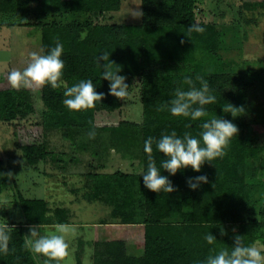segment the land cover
I'll list each match as a JSON object with an SVG mask.
<instances>
[{
	"label": "trees",
	"instance_id": "16d2710c",
	"mask_svg": "<svg viewBox=\"0 0 264 264\" xmlns=\"http://www.w3.org/2000/svg\"><path fill=\"white\" fill-rule=\"evenodd\" d=\"M141 1L139 23L27 24L39 32L41 110L25 87H1L0 121L16 127L36 115L37 124L59 130L74 147L77 134L97 130V112L120 109L122 81L139 77L141 122L102 130L118 146L138 141L140 170L84 176L86 199L109 207V220L99 223L140 225L142 250L132 255L122 240L94 241L92 263L256 264L261 252L252 248L264 244V210L261 219L253 216L256 185L248 180L264 177V147L247 140L246 118L264 124V76L222 56L224 34L195 21L194 0ZM41 4L52 14L87 15L116 11L121 0H0V14L37 15ZM162 62L175 65L149 68ZM22 149L28 165L48 156L62 169L76 161L45 142ZM9 182L0 158V193ZM16 193L22 220L0 224V264L60 263L57 251L45 249L44 227L70 223L68 208Z\"/></svg>",
	"mask_w": 264,
	"mask_h": 264
},
{
	"label": "rangeland",
	"instance_id": "374dc122",
	"mask_svg": "<svg viewBox=\"0 0 264 264\" xmlns=\"http://www.w3.org/2000/svg\"><path fill=\"white\" fill-rule=\"evenodd\" d=\"M264 0H194L196 22L212 23L223 32L220 40L222 56L232 61L241 71L250 76H264ZM253 4L246 8L243 4ZM257 3L256 6H254ZM141 0H121L120 8L104 14L80 12L52 14L41 4L37 15L15 13L0 14V88L23 86L32 103L39 111L41 102V49L39 32L35 22H78L93 23H139ZM173 62L153 64L150 69L166 71L174 67ZM246 72V73H247ZM36 115L17 123L0 121V158L5 160L10 182L0 193V224L16 223L22 216L16 191L25 198H44L50 207L64 206L69 210L70 223L46 226L45 249L55 250L60 255L58 264H76V253L82 264H93V242L122 240L127 253H141L142 239L133 227L117 222L99 223L109 220V207L98 200L89 201L84 173L88 171L113 172L115 170L139 171L141 161L138 141L132 146L116 145L103 127H113L122 121L140 123L139 77L122 81L121 107L113 112L100 111L95 114L96 129L93 133L80 132L76 135V146L55 129H44L36 123ZM246 137L249 143L264 147V124L250 123L246 118ZM45 142L48 151L56 154L67 152L69 157L62 169V161L54 162L49 156L35 165H28L22 157V145ZM87 145V149L81 148ZM91 151H96L92 155ZM66 159V157H65ZM255 184L253 191V216L261 219L264 210V177L248 180ZM253 252L261 250L256 264L264 261V244L257 243ZM257 249V250H256Z\"/></svg>",
	"mask_w": 264,
	"mask_h": 264
},
{
	"label": "crops",
	"instance_id": "0c3cea01",
	"mask_svg": "<svg viewBox=\"0 0 264 264\" xmlns=\"http://www.w3.org/2000/svg\"><path fill=\"white\" fill-rule=\"evenodd\" d=\"M18 220H22V216H21V215H20V218H19ZM127 226H131V227H133V230L136 231L137 234H139V236H140L141 239H142V229H141L140 225H127ZM257 243H258V241L255 242L253 248H256V247L258 246ZM253 248H252V250H253ZM256 250H257V249H256ZM257 251H258V250H257ZM259 251H261V250H259Z\"/></svg>",
	"mask_w": 264,
	"mask_h": 264
}]
</instances>
